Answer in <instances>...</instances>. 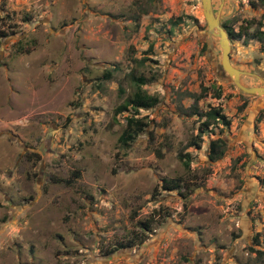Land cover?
Here are the masks:
<instances>
[{
  "label": "rangeland",
  "instance_id": "rangeland-1",
  "mask_svg": "<svg viewBox=\"0 0 264 264\" xmlns=\"http://www.w3.org/2000/svg\"><path fill=\"white\" fill-rule=\"evenodd\" d=\"M213 5L241 34L232 63L264 79V3ZM140 74L160 102L125 145ZM259 102L224 73L201 0H0V264H264ZM212 107L230 124L191 145Z\"/></svg>",
  "mask_w": 264,
  "mask_h": 264
},
{
  "label": "trees",
  "instance_id": "trees-1",
  "mask_svg": "<svg viewBox=\"0 0 264 264\" xmlns=\"http://www.w3.org/2000/svg\"><path fill=\"white\" fill-rule=\"evenodd\" d=\"M264 3V0H261ZM256 20L251 19L248 21V27L253 25ZM261 23V22H259ZM261 25V24H260ZM224 28H226L229 37L236 38L240 37V32H235L230 26L223 23ZM247 27V30H248ZM245 30V32H247ZM249 33V32H248ZM253 38H257L264 43V29L262 27H258L255 32L253 33ZM133 79L136 83V90L134 94L129 97L123 105H121L117 112L121 113L124 111L132 110V113L126 117L127 120V127L123 131L120 136L121 142L125 145L134 141L142 132L147 131L149 126V122L139 115L140 109H149L156 106L160 102L159 96L155 94H149L146 90L142 88V85L147 83V77L145 75H133ZM198 114V112L196 111ZM206 117V119L202 122L199 133L196 138L191 141V145H195L197 147H201L202 145V135L208 131V128L214 122L222 123L223 125H229L230 119L227 117L225 113L219 107H212L210 110L206 111L204 114H201ZM226 140L223 138H217L210 142V157L220 158L225 152ZM187 161V160H186ZM186 165L189 167V162H185ZM264 181V180H263ZM166 187L169 189L177 188L179 186L178 183L172 184L171 180L167 181ZM173 185V186H172ZM258 253H264L262 250H256Z\"/></svg>",
  "mask_w": 264,
  "mask_h": 264
},
{
  "label": "water",
  "instance_id": "water-1",
  "mask_svg": "<svg viewBox=\"0 0 264 264\" xmlns=\"http://www.w3.org/2000/svg\"><path fill=\"white\" fill-rule=\"evenodd\" d=\"M201 3L203 15L207 22V32L217 39L221 47V66L224 70V73L236 84L240 90L260 98V102L255 106L254 111L258 112L261 109H264V84H249L244 80V76H255L262 80L263 83L264 79L255 73L242 70L232 63L230 55V37L226 28H224L222 24L220 9L217 12L215 11L213 0H201Z\"/></svg>",
  "mask_w": 264,
  "mask_h": 264
}]
</instances>
